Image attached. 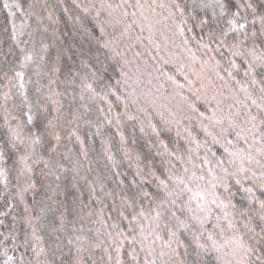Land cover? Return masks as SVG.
I'll return each instance as SVG.
<instances>
[{"label": "trees", "instance_id": "obj_1", "mask_svg": "<svg viewBox=\"0 0 264 264\" xmlns=\"http://www.w3.org/2000/svg\"><path fill=\"white\" fill-rule=\"evenodd\" d=\"M228 240L264 264V0H0V264H225Z\"/></svg>", "mask_w": 264, "mask_h": 264}, {"label": "rangeland", "instance_id": "obj_2", "mask_svg": "<svg viewBox=\"0 0 264 264\" xmlns=\"http://www.w3.org/2000/svg\"><path fill=\"white\" fill-rule=\"evenodd\" d=\"M151 9V8H150ZM144 3L139 4L138 11H137V20L138 23L147 31L148 34L151 36L156 33L158 29L163 27V20L161 17L158 16V13L156 11V8L153 7L152 10H150ZM167 55L164 53V57L171 60V61H180L177 59H174L172 55L166 51ZM173 52V51H169ZM187 57L190 59V61L187 63ZM186 60V61H185ZM185 60L182 59V63L184 66H188L189 69H191V74L194 76V80L196 81V84L198 82L197 91L199 95L204 98H207L205 94H207L208 91H210L209 88V80L204 74L206 75V65L200 64L196 62V59H194L192 56H185ZM142 67L137 66V73H142ZM195 73V74H194ZM169 99L165 98L164 100H161L160 98H155L154 104L157 109H159L160 112H163L164 114L169 115V118L177 119L179 117L187 116V112L182 106L180 100L175 99L178 96L175 97H169ZM169 113H168V112ZM221 252L224 256V262L225 264H245L242 256L239 253V245L233 241L228 240L224 244L221 245Z\"/></svg>", "mask_w": 264, "mask_h": 264}, {"label": "snow or ice", "instance_id": "obj_3", "mask_svg": "<svg viewBox=\"0 0 264 264\" xmlns=\"http://www.w3.org/2000/svg\"><path fill=\"white\" fill-rule=\"evenodd\" d=\"M5 7H8V5H5ZM241 27H243V25H241ZM209 239H210V240L212 239L211 236H209Z\"/></svg>", "mask_w": 264, "mask_h": 264}]
</instances>
